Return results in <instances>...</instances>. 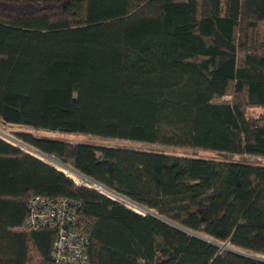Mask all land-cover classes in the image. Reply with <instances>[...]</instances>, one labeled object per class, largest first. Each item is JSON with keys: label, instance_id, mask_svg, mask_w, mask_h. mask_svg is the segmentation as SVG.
<instances>
[{"label": "trees", "instance_id": "trees-1", "mask_svg": "<svg viewBox=\"0 0 264 264\" xmlns=\"http://www.w3.org/2000/svg\"><path fill=\"white\" fill-rule=\"evenodd\" d=\"M0 123L146 209L0 138V264L49 258L38 193L79 203L91 264H264L235 251L264 255L263 163L34 133L264 158V0H0Z\"/></svg>", "mask_w": 264, "mask_h": 264}, {"label": "built area", "instance_id": "built-area-1", "mask_svg": "<svg viewBox=\"0 0 264 264\" xmlns=\"http://www.w3.org/2000/svg\"><path fill=\"white\" fill-rule=\"evenodd\" d=\"M0 138L16 145V139L11 138L2 131H0ZM38 157L48 162L49 155ZM78 177L82 180L81 183L87 186H89V183H93L95 185L94 188L98 190L97 185L99 184L84 176L78 175ZM109 191L119 195L112 190ZM26 205L27 212L23 221V226L26 230L32 231L47 228L54 232L50 256L48 259L41 260L39 264H91L87 251L88 234L79 223L78 212L80 205L76 200L64 196L49 197L38 193L31 194L27 198Z\"/></svg>", "mask_w": 264, "mask_h": 264}, {"label": "rangeland", "instance_id": "rangeland-1", "mask_svg": "<svg viewBox=\"0 0 264 264\" xmlns=\"http://www.w3.org/2000/svg\"><path fill=\"white\" fill-rule=\"evenodd\" d=\"M259 110H260L259 108H248L247 109V114L256 115V114H258ZM23 130H25V128L22 127V126L0 123V131H2L3 133L7 134L11 138L16 139V146H18L20 148H23L24 151H26L28 153H32L31 152L32 150H30L29 148H27V147H25L23 145V141L22 140L15 138V135H14L15 132L23 131ZM34 133L47 135V136H50V135H52V136H61V137L69 139L72 142H89V143H93V144L108 145V146H110V145H128V146L140 147V148H145V149H150V150L162 151V152L171 153V154H184V155L205 156V157H219V158L233 159V160H252V161L264 164V158L257 157V156H251V155L218 154V153L211 152V151H206V150H194V149H185V148H180V147L165 146V145H158V144L130 142V141H127V140L107 139V138H102V137H99V136L87 135V134H64V133L52 132V131L51 132L38 131V132H34ZM32 154L36 155L34 153H32ZM53 159H55V158H53ZM47 161L49 163H51L52 165L58 167L59 169L63 170L68 175H71V173H70L71 169H69L70 168L69 166L65 165L63 167V166H60L57 163H54V162H52L50 160H47ZM74 179L77 182H79V183L82 182L80 177L77 178V175H76V178H74ZM89 186L90 187H95V185H93V183H89ZM97 188L99 190H105L104 192L106 194L112 196V198H115L116 200H118L121 203L127 205L128 207H131L132 209H135V210H137V211H139L141 213L146 212L144 209H142V207L136 206L135 204H133L131 202L129 203L125 198H123L120 195H117L115 193H112L111 191L105 189L102 186L97 185ZM203 238L213 242L214 244H216L220 248H232V249H234L228 243L214 240L213 238L208 237V236H203ZM235 251H240V252H243V253H246V254H249V255H253V256L264 258V255H262V254H258V253H254V252H250V251H245V250H242L240 248H235Z\"/></svg>", "mask_w": 264, "mask_h": 264}, {"label": "water", "instance_id": "water-1", "mask_svg": "<svg viewBox=\"0 0 264 264\" xmlns=\"http://www.w3.org/2000/svg\"><path fill=\"white\" fill-rule=\"evenodd\" d=\"M23 145L25 146V147H27V148H29L30 150H32L31 152L32 153H34V154H36V155H39V156H41V157H45V156H48V155H46V154H44V153H42V152H40V151H38L37 149H35V148H33V147H31V146H29V145H27V144H24L23 143ZM18 147V146H17ZM20 148V147H19ZM20 149H22V150H24L23 148H20ZM48 163V162H47ZM50 164V163H49ZM52 165V164H51ZM53 166V165H52ZM54 167V166H53ZM56 168V167H55ZM58 169V168H57ZM59 170H61V169H59ZM74 171V170H73ZM74 173H76L77 175H80V176H83L82 174H80V173H78V172H76V171H74ZM66 174V173H65ZM88 179V178H87ZM94 183H96V182H94ZM96 184H98V183H96ZM100 185V184H99ZM100 192V191H99ZM120 195V194H119ZM128 199V198H127ZM129 201H131V200H129ZM133 204H135L136 206H139V207H142V206H140V205H138V204H136L135 202H133V201H131ZM129 208V207H128ZM142 209H144L145 211H146V209L144 208V207H142ZM177 228H180V229H183V228H181V227H179V226H176ZM184 230V229H183ZM194 236H197L198 238H201V239H204V238H202V237H200V236H198V235H195L194 234ZM236 252H238V253H242V254H244V255H248V256H251V257H255V258H257V259H262V260H264V258H262V257H257V256H253V255H249V254H246V253H243V252H240V251H236Z\"/></svg>", "mask_w": 264, "mask_h": 264}, {"label": "crops", "instance_id": "crops-1", "mask_svg": "<svg viewBox=\"0 0 264 264\" xmlns=\"http://www.w3.org/2000/svg\"><path fill=\"white\" fill-rule=\"evenodd\" d=\"M1 139H3V138H1ZM3 140L6 141L7 143L13 145V146H16V145L12 144L11 142H9V141H7V140H5V139H3ZM25 152H26V151H25ZM27 153H28V152H27ZM29 154L33 155L32 153H29ZM33 156L37 157L36 155H33ZM37 158H39V157H37ZM8 208H10V209H14V204L9 203V204H8ZM13 216H14L13 214H11L9 211H7V217H8L9 220H14V219H13ZM15 218H16V214H15ZM14 228H16V227H14Z\"/></svg>", "mask_w": 264, "mask_h": 264}, {"label": "bare ground", "instance_id": "bare-ground-1", "mask_svg": "<svg viewBox=\"0 0 264 264\" xmlns=\"http://www.w3.org/2000/svg\"><path fill=\"white\" fill-rule=\"evenodd\" d=\"M48 160H50V161H52V162H54V163H57L58 165H60V166H65L64 164H62V163H59L58 161H55V160H53L52 158H48ZM69 169H71V168H69ZM70 173H71V175H72V177L73 178H76V174L74 173V171L71 169L70 170ZM100 186V185H99ZM101 191H105V190H101ZM121 196V195H120ZM121 197H123V196H121ZM123 198H125L129 203L131 202V201H129L126 197H123ZM132 203V202H131Z\"/></svg>", "mask_w": 264, "mask_h": 264}]
</instances>
